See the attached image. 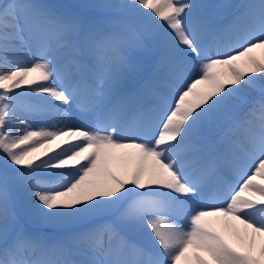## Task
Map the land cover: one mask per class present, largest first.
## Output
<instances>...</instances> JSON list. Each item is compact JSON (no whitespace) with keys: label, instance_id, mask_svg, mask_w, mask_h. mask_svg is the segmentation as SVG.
<instances>
[{"label":"snow or ice","instance_id":"1","mask_svg":"<svg viewBox=\"0 0 264 264\" xmlns=\"http://www.w3.org/2000/svg\"><path fill=\"white\" fill-rule=\"evenodd\" d=\"M0 264H264V0H0Z\"/></svg>","mask_w":264,"mask_h":264},{"label":"bare ground","instance_id":"2","mask_svg":"<svg viewBox=\"0 0 264 264\" xmlns=\"http://www.w3.org/2000/svg\"><path fill=\"white\" fill-rule=\"evenodd\" d=\"M75 2H85V0H83V1H75ZM239 2H240V0H238L236 3H239ZM221 225H222V224H221ZM219 226H220V224L217 225V229H218ZM222 226H223V225H222ZM222 229L225 231V233H224L225 238L228 239L229 242L234 243L235 241H234V239L232 238L231 233H230L229 231H226V230L224 229V226H223Z\"/></svg>","mask_w":264,"mask_h":264},{"label":"rangeland","instance_id":"3","mask_svg":"<svg viewBox=\"0 0 264 264\" xmlns=\"http://www.w3.org/2000/svg\"><path fill=\"white\" fill-rule=\"evenodd\" d=\"M75 1H83V0H71V2H75ZM238 0H231V2H237ZM18 91H23V89H20ZM223 226L220 224V226L218 227V230H220L223 234L225 233V231L222 229Z\"/></svg>","mask_w":264,"mask_h":264}]
</instances>
